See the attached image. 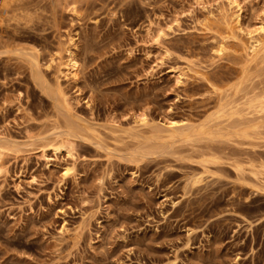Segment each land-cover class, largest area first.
I'll list each match as a JSON object with an SVG mask.
<instances>
[{
	"label": "rangeland",
	"instance_id": "1",
	"mask_svg": "<svg viewBox=\"0 0 264 264\" xmlns=\"http://www.w3.org/2000/svg\"><path fill=\"white\" fill-rule=\"evenodd\" d=\"M16 5L0 17V264H264V111L246 109L264 99V52H246L264 0ZM65 50L75 79L49 66ZM202 125L214 139L192 137Z\"/></svg>",
	"mask_w": 264,
	"mask_h": 264
},
{
	"label": "bare ground",
	"instance_id": "2",
	"mask_svg": "<svg viewBox=\"0 0 264 264\" xmlns=\"http://www.w3.org/2000/svg\"><path fill=\"white\" fill-rule=\"evenodd\" d=\"M21 0H0V17L3 16V14H8V12L11 13V8L13 6H17L16 5V2L17 4H19ZM24 5V4H23ZM21 7V5L19 6ZM19 7H17V9H19ZM21 8H24V7H21ZM20 8V9H21ZM19 9V11H20ZM10 10V11H9ZM23 10V9H22ZM18 11V12H19ZM9 13V14H10ZM8 14V15H9ZM15 16H20V15H17V14H14ZM14 16V17H15ZM10 17H11V14H10ZM30 17V16H29ZM2 18V17H1ZM0 18V19H1ZM9 18V17H8ZM17 18V17H16ZM14 18V19H16ZM10 20V19H9ZM12 20V19H11ZM224 44V43H223ZM221 45V44H220ZM226 47V46H225ZM225 47H223L222 45L217 47V53H222L224 52L225 50ZM227 50V48H226ZM246 52L248 53V55L250 56H253L254 58H257L261 53L263 54L264 52V24H262L260 26V29H259V37L257 39H255V41L252 43V45L246 49ZM31 63V67H32V77H33V80L36 84V86L47 96V95H51L50 97H52L54 100H56L58 103H59V106L61 107V109L66 113V115H68L69 117H74L75 116V112L74 110L71 108L72 106L70 105V100L68 98V96L65 94V92L62 90L61 88V85L58 81V77L54 80L53 82V88H51L47 81V79L45 78L42 70H41V66H40V61L38 59V57H33L30 61ZM50 64L49 66H53L54 69H56L55 72H57L56 74H59V75H62L64 79L66 80H69V79H75L76 77V73L78 71V63L77 61L75 60L74 58V55L72 52H70L69 50H65V56L63 55H60L58 54L55 58L51 59L50 60ZM47 66V68L49 67ZM245 75V74H244ZM246 76H242V80L237 83V84H234L230 87V89H235L236 92L237 91H240L241 90V86L243 84V82L245 81V78ZM241 78V77H240ZM248 80V79H247ZM246 83V82H245ZM244 86V85H243ZM244 90V89H243ZM234 91V90H233ZM235 92V91H234ZM238 94V93H237ZM253 102H250L252 101ZM249 101V100H248ZM247 104V108L246 109H255V108H259L258 110L256 111H264V99H251ZM242 107V106H241ZM239 109V108H238ZM242 111V110H241ZM240 112V110H239ZM243 112V111H242ZM241 112V113H242ZM241 113H240V116H241ZM251 113V112H250ZM257 113V112H256ZM261 113V112H260ZM217 114V115H216ZM214 114V116H216L218 119H223V117H228V118H232L234 116H238L239 113L237 110H234V109H226V106H222L218 111L217 113ZM254 115V113H253ZM242 117V116H241ZM213 119L215 117H212ZM211 118V119H212ZM216 118V119H217ZM235 118V117H234ZM212 119V120H213ZM139 126L141 128H149V129H152L153 126L151 125V123L145 118V117H142L140 120H139ZM168 126V125H167ZM246 126V125H245ZM247 128L249 126H246ZM245 127V128H246ZM163 128V127H162ZM165 128V127H164ZM167 128V130H166ZM164 130H166V133L165 135L168 137V138H175L176 136H179V132H181L182 130H184L186 128L185 125L181 124V123H177V122H172L168 127H166ZM87 129V128H86ZM155 129V127H154ZM152 130L154 133H160V131L156 132L155 130ZM160 129V128H159ZM163 130V129H162ZM163 130V131H164ZM209 130V129H208ZM207 128H205L204 125L198 127L194 134L192 135V137H195L196 139L199 138V137H208V138H211L214 134L211 132V131H208ZM165 132V131H164ZM246 133V131H244ZM157 135V134H156ZM159 137V136H158ZM157 137V138H158ZM184 138V141L185 140H188V138L190 136L188 135H184L182 136ZM156 138V137H155ZM213 139L215 138L214 136L212 137ZM210 140V139H208ZM6 150H8V147L5 146L4 144H0V154H3ZM152 151L153 153V149L150 150V152Z\"/></svg>",
	"mask_w": 264,
	"mask_h": 264
}]
</instances>
